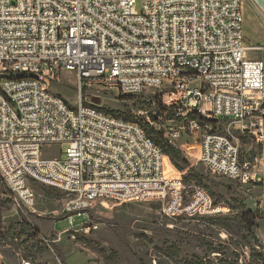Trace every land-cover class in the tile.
<instances>
[{"label":"built area","instance_id":"1","mask_svg":"<svg viewBox=\"0 0 264 264\" xmlns=\"http://www.w3.org/2000/svg\"><path fill=\"white\" fill-rule=\"evenodd\" d=\"M249 51L264 45L245 44L243 0H0V175L15 205L33 208L38 182L66 194L71 227L102 199H156L167 217L219 211L165 172L140 121L84 100L85 86L161 91L171 117L144 121L174 147L196 133L207 170L264 196V61ZM62 70L76 76L73 106L49 88ZM232 129L260 150L240 159Z\"/></svg>","mask_w":264,"mask_h":264},{"label":"rangeland","instance_id":"2","mask_svg":"<svg viewBox=\"0 0 264 264\" xmlns=\"http://www.w3.org/2000/svg\"><path fill=\"white\" fill-rule=\"evenodd\" d=\"M252 19L253 16H248L246 20L245 14V44L264 45L259 42L262 38L260 31L250 32ZM248 56L264 61V52L249 51ZM49 88L69 105H75L79 90L73 71L62 70L59 80L51 81ZM81 92L83 99L93 105L121 117L131 114L141 123L152 113L161 117L157 122L164 125L169 120L167 112L174 111L173 106L163 103L167 100L159 90L124 96L114 90L85 86ZM212 128L222 131L226 123L217 121ZM232 130L238 137L240 159L260 150L251 138ZM174 148L179 151L177 156L164 151L165 172L180 179L187 192L197 183L194 179L184 180L194 173L201 175L202 185L198 186L218 202L219 211L167 217L162 213L161 202L156 199L124 203L102 199L89 207V217L75 216L74 227H71L62 213L67 199L64 192L32 182L35 205L20 208L15 205L0 175V264H189V260L203 255L238 258L244 263L251 238L246 230L227 223L223 218L246 216L249 227L264 247V196L261 188L241 185L207 170L197 157L196 133L182 134ZM57 149L54 146L49 151L55 153ZM88 218L89 226L79 229ZM216 248L224 253L212 252Z\"/></svg>","mask_w":264,"mask_h":264},{"label":"trees","instance_id":"3","mask_svg":"<svg viewBox=\"0 0 264 264\" xmlns=\"http://www.w3.org/2000/svg\"><path fill=\"white\" fill-rule=\"evenodd\" d=\"M125 96V95H124ZM127 96V95H126ZM169 115V118L171 117V112H167ZM119 116V115H117ZM148 117L151 121H157L159 116L156 114H148ZM124 119H133V115H123ZM210 122L216 123L217 121L215 119H211ZM142 126L144 127L146 133L152 137V139L162 147L163 151L166 152H172L173 156H177L179 154V151L174 148V146L169 145L164 137L163 133L157 129H155L152 125H150L148 122L143 121ZM191 178H186L184 181H188V179H194L196 186L202 185V179L203 177L199 175L198 173H194L190 176ZM200 187V186H199ZM203 188V187H202ZM208 193V192H207ZM212 195V193L210 192ZM213 206L218 205V202L215 200H212ZM227 223L234 225L236 227L243 228L246 230L249 234V237L251 238L249 242V253L248 258L244 263H240L239 259H228V257L223 258H211L209 255H203V256H196L193 258V260H189V264H264V247H261V244H259L258 239L256 238L255 233L252 231V228L249 227L248 223L249 220L246 218V216L241 215L240 217H224L223 218ZM261 247V249H260ZM212 252H218V253H224L220 248L214 249Z\"/></svg>","mask_w":264,"mask_h":264},{"label":"crops","instance_id":"4","mask_svg":"<svg viewBox=\"0 0 264 264\" xmlns=\"http://www.w3.org/2000/svg\"><path fill=\"white\" fill-rule=\"evenodd\" d=\"M245 9V10H244ZM244 13V21H245V14L246 20H248V16H253L251 27L252 29L250 32L258 30L260 31L261 41L260 43L264 44V0H243V12ZM256 16H254V14ZM246 31L249 32L248 26L245 27Z\"/></svg>","mask_w":264,"mask_h":264}]
</instances>
